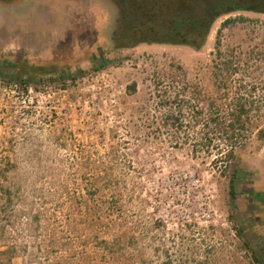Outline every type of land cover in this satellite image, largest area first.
Here are the masks:
<instances>
[{"label": "rangeland", "instance_id": "1", "mask_svg": "<svg viewBox=\"0 0 264 264\" xmlns=\"http://www.w3.org/2000/svg\"><path fill=\"white\" fill-rule=\"evenodd\" d=\"M115 11L108 0H0V169L13 201L7 211L0 201V226L4 245L18 250L12 264L41 257V224L33 219L43 209L58 227L72 223L73 249L79 256L87 249L91 264H166L167 256L172 264H252L236 246L234 226L263 247L264 200L254 196H264V108L233 159L221 135L226 107L217 125L207 108L211 99L249 100L250 91H240L243 76L258 89L252 98L264 103V14L219 18L198 51L114 48ZM218 38L223 54L255 57L230 82L228 95L214 77ZM23 64L41 69L28 90L11 79L13 66ZM178 64L188 75V112L182 127L166 126L164 116L177 105L162 106L154 81L161 75L169 93H178L170 75ZM68 72L80 75L62 80ZM132 84L137 92L129 94ZM208 134L213 142L204 146ZM91 185L101 189L96 200L105 207L121 201L113 221L123 241L112 258L99 251L97 239L107 234L90 233L73 209Z\"/></svg>", "mask_w": 264, "mask_h": 264}, {"label": "trees", "instance_id": "2", "mask_svg": "<svg viewBox=\"0 0 264 264\" xmlns=\"http://www.w3.org/2000/svg\"><path fill=\"white\" fill-rule=\"evenodd\" d=\"M7 3H15L18 0H1ZM115 6V13L111 19L112 29L111 37L113 39L114 48H133L139 44H164L172 46H189L194 50L200 51L206 44L213 24L221 17L230 14L241 12H253L264 14V0H108ZM236 20H244L229 18L224 21L222 28L234 24ZM222 28L218 31V35L222 33ZM220 39H217V59L214 61V77L216 85L219 89L225 90L228 95L229 84L243 69L242 66H247L249 62L255 59L254 52H251L245 60L239 55L230 53L225 55L222 53ZM263 55V53H260ZM39 67L33 65H15L12 71V80L20 82L27 87L33 84V81L39 74ZM244 71H246L244 69ZM248 74V73H246ZM80 72L67 73L62 76L64 81H76ZM173 84L179 85V91L175 94H170L167 87H164L163 76L157 77L154 81L156 96L160 99L163 107L175 102L177 106L172 108L164 116V124L166 126L182 127L184 117L188 112L186 98L188 86L187 72L180 64L173 65L171 74ZM252 76V75H249ZM26 77L27 79H24ZM250 78V77H249ZM252 78V77H251ZM258 79V78H257ZM246 76H243L240 81V91L242 89L250 91V99L245 100L239 96L236 99H231L228 104L219 103L218 99H211L208 110L212 114V122L217 125L220 119L219 115L224 107L227 109V121L221 128V135H224V140L227 143L225 156L228 159H233L235 149L241 144V141L247 138V134L252 130L251 119L254 115L261 113L264 108V103L256 101L252 97L258 91L253 81H246ZM253 80V78H252ZM162 88L165 91H162ZM129 94L137 92V85L132 84L127 87ZM189 102V101H188ZM197 117L203 114L198 111ZM214 116V117H213ZM196 117V118H197ZM220 130V129H218ZM203 145L209 146L212 144V138L208 134L203 140ZM0 169V201H4L2 209L7 211V207L13 202L11 193L5 191L3 185V172ZM5 176V175H4ZM2 177V178H1ZM235 177L231 181L230 193L232 198H235ZM87 195L77 198V202L73 203V209L80 212L82 218H86L83 224L85 228L90 230V233L95 236L99 234H107L105 237H98L99 251L105 257H115L121 252L119 248L123 241L122 235H115V222L113 214L122 210V206H118L121 201L110 202V207H105L100 204L96 197L101 191L98 186H88ZM254 198L257 201H263L264 196L256 194ZM118 207V208H117ZM106 208V209H105ZM46 211L41 210L40 214L34 216V221L41 224V257L32 264H91L90 254L85 249L81 256L75 253L73 249L72 223L67 221L66 225L58 227L57 223H50L49 215ZM108 214H107V213ZM71 214V213H70ZM69 214V215H70ZM107 215V217L105 216ZM112 214V215H111ZM72 215V214H71ZM7 218V216L5 217ZM70 218V217H69ZM233 220L235 216L231 217ZM111 221L103 225L104 220ZM1 220V219H0ZM69 220V219H68ZM236 220V219H235ZM9 221V219L7 220ZM238 224V222H237ZM4 227L0 226V244L3 249H0V263L5 261L12 264L13 259L17 256L18 250L14 245L6 244ZM235 234L239 243L236 244L239 250H242L246 258H251L252 264H264L262 254L264 253V244L260 250L256 249L248 235L247 229L242 225L234 226ZM27 248H25V252ZM97 256L98 251H94ZM92 256V255H91ZM30 263V264H31ZM75 263V264H76ZM166 264H172L171 259L167 256Z\"/></svg>", "mask_w": 264, "mask_h": 264}]
</instances>
